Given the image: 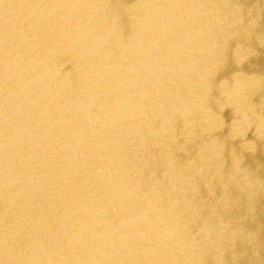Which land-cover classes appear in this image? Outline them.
I'll return each instance as SVG.
<instances>
[{
	"label": "bare ground",
	"instance_id": "1",
	"mask_svg": "<svg viewBox=\"0 0 264 264\" xmlns=\"http://www.w3.org/2000/svg\"><path fill=\"white\" fill-rule=\"evenodd\" d=\"M0 264H264V0H0Z\"/></svg>",
	"mask_w": 264,
	"mask_h": 264
}]
</instances>
